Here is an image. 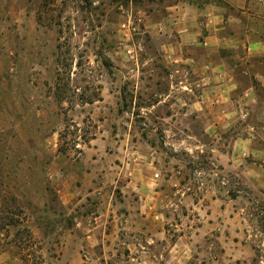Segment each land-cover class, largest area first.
<instances>
[{
    "label": "rangeland",
    "instance_id": "obj_1",
    "mask_svg": "<svg viewBox=\"0 0 264 264\" xmlns=\"http://www.w3.org/2000/svg\"><path fill=\"white\" fill-rule=\"evenodd\" d=\"M242 3L0 0V264H264V162L228 155L262 135L201 91Z\"/></svg>",
    "mask_w": 264,
    "mask_h": 264
},
{
    "label": "crops",
    "instance_id": "obj_2",
    "mask_svg": "<svg viewBox=\"0 0 264 264\" xmlns=\"http://www.w3.org/2000/svg\"><path fill=\"white\" fill-rule=\"evenodd\" d=\"M244 5H240L239 16H230L229 24L237 30L231 27L225 33L220 31L222 27L214 25L219 14L209 13L208 34L203 42L230 55L221 57L224 62L215 63L216 71L209 74L213 82L204 83L201 91L203 94L209 91L216 102L222 103L218 105H223V109L219 107L220 111L215 112L212 125L229 128L240 122L244 127H257L262 135L257 140L258 133L237 134L228 155L242 159L252 156L264 162V21L255 11L251 13L250 6L244 10ZM222 66L224 71H217ZM203 99L208 98L203 95ZM102 215L98 214L97 219L101 220Z\"/></svg>",
    "mask_w": 264,
    "mask_h": 264
}]
</instances>
